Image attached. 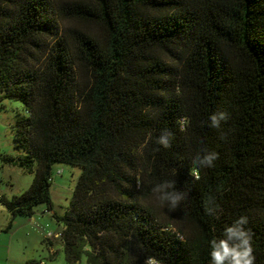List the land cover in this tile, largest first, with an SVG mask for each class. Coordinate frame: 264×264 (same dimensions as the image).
Wrapping results in <instances>:
<instances>
[{
    "label": "trees",
    "instance_id": "trees-1",
    "mask_svg": "<svg viewBox=\"0 0 264 264\" xmlns=\"http://www.w3.org/2000/svg\"><path fill=\"white\" fill-rule=\"evenodd\" d=\"M4 98L26 115L22 150L2 158L33 173L0 197L11 218L52 209L55 162L81 168L52 212L66 264H210V240L240 216L264 264V0H0ZM165 129L168 149L156 143ZM205 148L219 158L194 180ZM166 180L186 193L175 210L151 191Z\"/></svg>",
    "mask_w": 264,
    "mask_h": 264
},
{
    "label": "rangeland",
    "instance_id": "rangeland-1",
    "mask_svg": "<svg viewBox=\"0 0 264 264\" xmlns=\"http://www.w3.org/2000/svg\"><path fill=\"white\" fill-rule=\"evenodd\" d=\"M17 115H26L20 102L6 98L0 100V191L8 197L25 191L33 177V173L2 158L5 154L15 156L22 150L14 142ZM80 171L79 166L61 162L53 164L50 185L52 209L49 211L44 203L36 205L32 214L36 217L34 221L31 216L11 218L8 211L0 212V264H24L27 259L40 256L46 259L47 264H66L60 236H51L55 253L50 255L46 248V234H61L62 225L52 212L62 214L67 209ZM9 222L11 225L7 227ZM77 264H86L85 257L82 256Z\"/></svg>",
    "mask_w": 264,
    "mask_h": 264
},
{
    "label": "clouds",
    "instance_id": "clouds-1",
    "mask_svg": "<svg viewBox=\"0 0 264 264\" xmlns=\"http://www.w3.org/2000/svg\"><path fill=\"white\" fill-rule=\"evenodd\" d=\"M229 118L225 112H216L209 117L210 126L219 129L222 121ZM179 130L184 131L187 124V118H180L177 121ZM151 139V134H149ZM173 133L167 129L163 130L157 137L156 143L165 149L171 148ZM142 145L141 147L146 146ZM201 153H197L193 160V166L189 170V175L194 180H199L201 168H211L214 162L219 158V153L202 149ZM137 186L140 184L139 176L136 177ZM157 201L161 205H167L170 210H175L180 202L185 199L186 193L176 189V181H163L156 184L151 189ZM209 207L206 209L210 215H215L219 205H213L210 199ZM248 219L246 216H240L232 224L226 226L223 233L219 237H213L210 244V264H255L256 256L252 244V233L246 227ZM144 264H160V261L154 256H148L144 260Z\"/></svg>",
    "mask_w": 264,
    "mask_h": 264
},
{
    "label": "crops",
    "instance_id": "crops-1",
    "mask_svg": "<svg viewBox=\"0 0 264 264\" xmlns=\"http://www.w3.org/2000/svg\"><path fill=\"white\" fill-rule=\"evenodd\" d=\"M14 195H16V194H14ZM1 196H7L5 193H3V191H0V197ZM8 197V196H7ZM9 198V197H8ZM5 211H7L6 210V208L4 207V205L1 203V201H0V212H5ZM50 211V210H49ZM36 219V217L34 216V215H31V220L32 221H34ZM11 225V223L9 222L8 224H7V227H9ZM1 226H3V225H1ZM1 228V227H0ZM46 237V236H45ZM46 241H47V246H46V248H47V250H48V252L50 253V255L52 254H54L55 253V250H54V246H53V241L51 240V237H46ZM61 243V242H60ZM61 247H62V244H61ZM33 258H35V259H41V261H42V263L43 264H47V261H46V259L43 257V256H40V257H33Z\"/></svg>",
    "mask_w": 264,
    "mask_h": 264
},
{
    "label": "built area",
    "instance_id": "built-area-1",
    "mask_svg": "<svg viewBox=\"0 0 264 264\" xmlns=\"http://www.w3.org/2000/svg\"><path fill=\"white\" fill-rule=\"evenodd\" d=\"M46 235H47L48 237H51V236L59 237V236H60V233H50V232H48Z\"/></svg>",
    "mask_w": 264,
    "mask_h": 264
}]
</instances>
